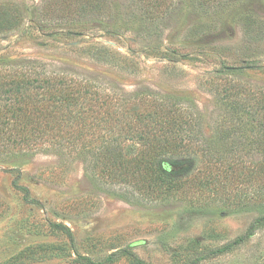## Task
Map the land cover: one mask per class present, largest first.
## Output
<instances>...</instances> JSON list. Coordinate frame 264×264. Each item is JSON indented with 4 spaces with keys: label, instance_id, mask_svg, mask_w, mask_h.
Wrapping results in <instances>:
<instances>
[{
    "label": "rangeland",
    "instance_id": "rangeland-1",
    "mask_svg": "<svg viewBox=\"0 0 264 264\" xmlns=\"http://www.w3.org/2000/svg\"><path fill=\"white\" fill-rule=\"evenodd\" d=\"M75 1L0 0V14L20 17L0 33V68L40 61L129 93L189 98L208 126L221 111L205 81L222 65L256 66L241 79L264 87V0H226L223 8L168 0V10L154 16L140 0H82L105 1L109 10L78 21ZM90 45L119 52L124 68L95 60ZM18 176L28 200L14 186ZM229 190L233 198L211 190L198 206L138 207L95 188L79 161L61 168L57 155L40 153L0 165V264H264V221L234 244L264 218V195L244 200L234 197L236 186Z\"/></svg>",
    "mask_w": 264,
    "mask_h": 264
},
{
    "label": "trees",
    "instance_id": "trees-1",
    "mask_svg": "<svg viewBox=\"0 0 264 264\" xmlns=\"http://www.w3.org/2000/svg\"><path fill=\"white\" fill-rule=\"evenodd\" d=\"M202 1L227 6L226 0ZM100 2L75 1L77 21L106 13L109 7ZM140 2L152 16L168 10V0ZM19 22L18 14L1 13L0 33ZM87 51L103 64L117 62L124 68L127 61L109 46L90 45ZM255 68L222 65L206 79L205 88L221 111L208 126L189 98L129 93L114 84L52 70L40 61L1 67L0 165L18 166L40 153L57 155L61 168L79 161L95 188L138 207L175 201L198 206L211 190L231 199L232 185L234 197L255 199L264 195V87L241 79ZM191 165L187 173L179 170ZM19 178L16 188H22ZM22 190L28 200L30 191ZM263 221L257 220L234 244L252 236L254 226Z\"/></svg>",
    "mask_w": 264,
    "mask_h": 264
}]
</instances>
